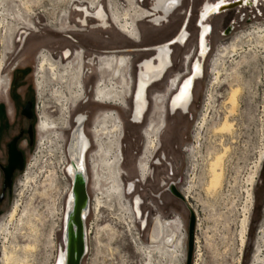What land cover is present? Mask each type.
I'll use <instances>...</instances> for the list:
<instances>
[{
    "label": "rangeland",
    "instance_id": "1",
    "mask_svg": "<svg viewBox=\"0 0 264 264\" xmlns=\"http://www.w3.org/2000/svg\"><path fill=\"white\" fill-rule=\"evenodd\" d=\"M205 1L181 0L180 6L169 15L168 21L160 26L139 21L137 29L140 42L134 43L135 40L127 38L113 27L104 30L80 27L84 15L78 11L88 4L92 6L91 0H0V98L6 89L2 88L3 79L7 84L9 79L12 83L17 76L16 71L22 70L23 77L17 80L16 89L28 87V97L33 102L35 113L33 143L26 150L24 165L15 176L11 194L0 217V260L5 250L17 260L11 264H53L60 244L61 231L58 229L66 180L59 172L54 174L52 170L54 168L56 171L55 166L59 165V146L63 141L66 143L71 123L69 119V128H64V115L60 110L67 99H56L53 91L66 86L67 92L71 94L77 89V83L72 79L61 83L47 73L40 89L36 87V82L39 80L37 68L40 54L58 57L65 49L73 52L72 58L76 52H81L82 57L86 58L83 71H90V74L83 76L85 94L73 112L75 115H84L83 128L87 136L92 139L93 126L102 124L103 117L100 116L112 112L106 110L116 111L123 120V135L117 145L123 157L119 167L121 180L118 181L120 187V181L125 185L123 199L122 187L121 197L115 195L107 199L114 184L101 164L107 150L97 155L98 148L93 145L85 157L87 179L82 185L89 212L83 223L87 251L80 264L142 263L143 256L133 252L129 235L124 231L125 225L120 223L125 214L118 204L122 202L124 205V201L133 195L140 196L141 211L147 212V221L154 213H159L164 219L171 215L177 216L184 223L185 231L188 215L185 206L187 204L194 208L197 217L193 233L197 237L196 264H253L256 256L264 260V0H257V5L252 6L238 7L235 4L208 20L212 32L205 39L208 50L201 62L202 73L193 81L189 112L184 115L165 114L166 128L159 137L165 161L160 166H152L146 179L138 175L137 163L139 166L143 162L141 159L146 146V131L150 121H153V115L156 114L157 120L160 116L154 112L152 96L156 93L167 94L174 74H188V61L190 58L194 61L197 56L194 50L197 30L195 20ZM111 2L120 11L129 7L126 0H100L99 3L108 12V4ZM77 4L78 8H75ZM143 4L147 3L143 2L141 7ZM187 13L189 16L184 26L187 40L182 45L170 46L172 66L164 80L149 88L150 109L143 124L130 121V101L128 109H125L122 108L125 105L100 104L92 100L99 73L90 60L105 52L128 54L131 57L133 79L137 74L135 65L153 52H129V48L168 41L185 22ZM64 16L67 26L59 23ZM227 25H231L232 29L225 34L224 28ZM21 31L26 34H19ZM72 58L64 64L71 62ZM80 83L82 86L81 76ZM119 84L116 82L115 85ZM235 88H239L237 111L233 117L235 131L231 137H216L213 126L223 120L229 107L227 99L231 89ZM70 99V102L74 101L77 96ZM45 109L49 116L61 123L57 131L61 140H54L56 144L44 143L36 130L39 116ZM220 139L230 147L223 159L221 186L212 193L206 191L209 157L214 150L219 149ZM101 140H105L103 134L98 137V141ZM159 155L155 153V158ZM89 158L92 181L88 169ZM258 162L260 167L255 170ZM252 174L255 175L252 177ZM249 179L254 184L250 185ZM170 181L176 182V188L186 193L187 199L184 202L169 192L167 185ZM131 184H135V190L127 196L126 189ZM97 198H103L104 203L95 213L92 212V205ZM135 202H139L138 197ZM15 206L17 213L10 219L9 213ZM244 216L248 224L241 245ZM145 234L146 231L141 235L143 244L146 243ZM148 235L149 231L147 240ZM185 246L186 237L181 247L184 252ZM150 264L176 263L168 258L152 256Z\"/></svg>",
    "mask_w": 264,
    "mask_h": 264
},
{
    "label": "flooded vegetation",
    "instance_id": "2",
    "mask_svg": "<svg viewBox=\"0 0 264 264\" xmlns=\"http://www.w3.org/2000/svg\"><path fill=\"white\" fill-rule=\"evenodd\" d=\"M112 1V0H110ZM128 3V9L120 11L116 4L112 3L108 4V12L102 8V5L100 0H95L90 6H86L85 8H80L78 12L82 13L84 15V18L80 21V27H86L92 30H104L108 28H115L118 32L123 34L124 36H127V38L131 40H137L139 38V29L138 28V22L139 21H145L147 23H150L154 26H160L163 23L168 21L169 15L176 10L180 4L181 0H126ZM109 2V0H108ZM143 2H146V5H141ZM149 2V3H148ZM230 2V0H206L204 3L201 4V7L199 9V12L197 13L195 24H196V54L199 53V50L203 47H207L206 38L209 35V33L212 32V28L210 24L208 23V20L213 17L221 14L219 13H211L212 8L219 4H227ZM240 3H246V5L242 6H252L253 4L257 5V0H238ZM238 6V7H242ZM75 8H78V4L75 6ZM94 10V11H92ZM133 11L135 13H133ZM185 14V12H183ZM189 13H187L186 22L188 20ZM62 26H67L68 22L65 18V16L60 20L59 22ZM33 29V25L30 24ZM182 25V24H181ZM73 30H76L75 27H73ZM26 32L21 31L19 34H23ZM175 35L168 39V41H163L159 44H153L149 47H164L167 45H164L165 43L172 41L174 39ZM186 37V33H180L179 36L175 38L173 42L169 44V50L171 45L176 44L178 41L182 42ZM157 47V48H159ZM156 48V47H155ZM155 48L150 49H140L137 48L136 50H132L133 52H145V51H151L154 53H151L150 57H153L152 59H149L150 57L146 58L145 61L142 64V70L144 67V72L142 71L143 76L148 77L152 80V83H157L165 78L166 70L162 74V70L164 67V58L162 54L158 56V51H155ZM106 54L98 55L95 57V59H92L93 66H96V71L99 73V79L95 84L94 90H93V99H94V91L96 93V98L98 99V103L100 104H107V105H116V106H124L128 109V104L130 101L132 111H133V97L136 90V83H137V74L133 77V87L131 90V96L128 99L129 96V88H128V77L132 79V73H127L126 70L129 71V65L127 63V57L126 54H118L116 51L114 52H105ZM73 52L69 49L63 50V52L58 57H52L49 54L41 53L39 56L38 61V75L39 80H37L36 85L37 88H41L45 73L49 74L50 77L54 80H58L61 83H66L68 80L76 81L77 83V93L78 98L74 101H71L69 103L68 112L71 109V107L76 106V104L79 102V100L84 96L85 94V88H84V82L82 80L83 78V68H84V62L85 57H82L81 52H76L74 58H72ZM158 56V57H157ZM198 56V54H197ZM65 57V59H64ZM70 58L73 60L67 64H64V62L68 61ZM189 56L186 57L188 59ZM171 59V58H170ZM191 59V60H190ZM189 59V67H188V74L186 76L181 75L179 73L174 74L172 76V79L170 80V87L167 90V94H161L158 93L157 95H161L160 100L157 102V99L155 101V107L154 112H157L160 116L157 120L156 114L153 115V121H150V125L148 126V130L146 131V146L145 150H143V162L138 166L137 163V169H138V175L140 178H145L148 176L149 172L152 169V166H160L163 164V161H165V155L161 151V142H160V134L164 131L166 128V121H165V114L173 115L176 113H180L182 115L188 114L189 107L186 109L187 111L183 112L181 110H175L172 112L170 110V100L172 97L178 92L180 86L182 85L183 81L191 75L192 67L194 64V61H192L193 58ZM200 61V59H199ZM89 64L90 62L87 61ZM83 64V67H82ZM73 66H78L76 69ZM55 73L53 75L52 73ZM23 71L18 70L16 71V77L14 80L10 81L7 84L4 79L2 84V88L6 87L4 90V93L2 97L0 98V217L1 213L3 212V207L8 201L12 190V186L15 176L20 171L24 165L25 162V156H26V150L29 149V147L33 143V134L35 133V116H34V107L32 100L28 97L29 89L28 87H23L21 89H16L17 80L21 79L23 77ZM162 74V75H161ZM53 76H56L54 78ZM80 76L82 80V86L80 83ZM64 77L65 80H61V78ZM102 79V81H100ZM169 79V78H168ZM154 81V82H153ZM117 83H120L119 85H115ZM177 82V83H176ZM151 85V84H150ZM176 85V87H175ZM66 87V86H64ZM175 87V89H173ZM62 90V88H60ZM148 89V88H147ZM83 91V94H82ZM54 93V91H53ZM187 87L184 86L181 89L180 96H182V102L183 105H187L189 101V97L187 96ZM154 96V95H153ZM152 96V97H153ZM146 98L148 101L147 110L146 112L149 113L150 109V102L147 97V91H146ZM92 99V100H93ZM96 101V100H94ZM162 101H164L162 105ZM159 103H161L159 105ZM191 104V103H190ZM78 106V105H77ZM76 106V108H77ZM75 108V109H76ZM111 111V110H106ZM131 111V112H132ZM145 112V113H146ZM110 112H106L100 117H103L105 114H109ZM145 113L143 114V119L141 123H134L131 121V117L129 118L130 121L134 124H143L145 119ZM147 113V114H148ZM119 116V115H118ZM118 120L120 122V134L122 129V123L123 120L118 117ZM49 119L51 116H49L47 110H43L40 122L37 123V130L39 134L41 135V140H44V143L48 144V138L50 135V131L47 130L43 125H41V120ZM120 118V119H119ZM110 126V125H109ZM119 138V137H118ZM118 138L111 139L113 147L115 145H118ZM13 145V147L16 149L17 153L19 154V157L16 164H14L11 168L9 166V152H10V146ZM118 150V149H117ZM160 153L159 157L155 158L153 157V153ZM162 152V153H161ZM114 155L110 154L109 158L112 159ZM116 165L119 170V158L115 156ZM19 161V162H18ZM9 173L6 176V173ZM106 172V170H105ZM106 175L109 177H112L111 175L106 172ZM121 172L119 174L120 178ZM121 187H122V199H123V188L125 192V185L123 186L122 181ZM174 183V181H170L169 183ZM168 183V184H169ZM176 187V186H175ZM168 188V185H167ZM178 189V188H177ZM129 190L133 192V184L129 186ZM180 193L183 195L184 200L187 199L186 193L184 194L183 191L180 189ZM112 197V196H110ZM109 197V198H110ZM121 197V195H120ZM107 198V199H109ZM142 204V201L140 202V206ZM88 205V202H87ZM189 206V205H188ZM95 208V204H94ZM141 209V208H140ZM147 217L148 214L145 212ZM88 215V211L85 213V218ZM170 217H174L171 215ZM172 222L165 221L164 219H161L160 217L156 218L153 223L151 224V227L149 230L152 229V232L148 235L149 243H159V244H171L175 237L176 232L179 229L180 221L173 219ZM84 223V222H83ZM82 223V225H83ZM183 223V222H182ZM85 225H83V228ZM1 232V228H0ZM85 252L81 253V257L79 260V264L81 261L82 256Z\"/></svg>",
    "mask_w": 264,
    "mask_h": 264
},
{
    "label": "bare ground",
    "instance_id": "3",
    "mask_svg": "<svg viewBox=\"0 0 264 264\" xmlns=\"http://www.w3.org/2000/svg\"><path fill=\"white\" fill-rule=\"evenodd\" d=\"M93 2H94V0H91L92 4H93ZM242 5H246V3L238 2V6H242ZM225 8H226V4H219V5H216L215 7H213L212 11H210V12L211 13H214V12L219 13V12H222V10H224ZM185 25H186V21L180 26V28H179L178 32L176 33L174 39L172 41H169V42L164 44L167 46H164V47L155 46L156 47L155 48L154 46L149 47V46H142L140 44V45L134 46L133 48H129V52H133L132 50H136L137 48H140V49L155 48L154 50L158 51V56L160 54H162V56L164 58V67L162 70V74L165 70L167 73L169 68H171V66H172V62H171L170 55H169L171 50H169V48H168L169 44L171 42H173L175 40V38L177 36H179V34L182 32L186 33V37L184 40H182V42L178 41L176 44L182 45L186 42L187 32H186L185 27H184ZM262 31H263L262 37L264 38V30H262ZM139 42H140V39L138 38L137 40H135L134 43H139ZM157 47H159V48H157ZM194 50L196 53V43L194 46ZM207 50H208V48H206V47H203L199 50V53H197L198 56H196V59L194 60L191 75L183 81L178 92L170 100L169 106H170V110L172 112H174L175 110H181L183 112L187 111L186 109L189 107V105L191 103L192 87H193V83H194L193 81L196 78H198L202 73V67H201L202 63L201 62H202L203 58L206 56ZM104 54H106V53H104ZM126 57H127V63L129 65V73L131 74V72H132L131 60H130L131 57H129L128 54H126ZM146 58H148V57H146ZM146 58H141L138 61V63L135 65L136 71L138 74H137L136 90H135L134 97H133V111H132V118H131V121L134 123H141V121L143 119V114L146 112L147 105H148V101L146 98V91H147V97H148L149 96V94H148L149 88L152 85L156 84V83H152V80L150 78L141 75L142 71L144 72V67H143V70L141 69L142 64ZM152 58H154V56L150 57L149 59H152ZM64 59H65V57H64ZM199 59H200V61H199ZM82 67H83V64H82ZM85 71H84L83 76L86 74H90V71L88 69ZM52 74L55 75L54 72ZM53 77L56 78V76H53ZM61 80H65V78L62 77ZM82 80H83V78H82ZM66 82H68V81H66ZM184 86L187 87V92H188L187 96L189 97V101H188V104L186 106L183 105L182 96H180L181 89ZM36 87H37V85H36ZM132 87H133V79H131V77L130 78L128 77V88H129V90ZM175 87H176V85H175ZM175 87L173 89H175ZM60 88H62V87H59L57 90H55L53 95L55 96L56 99L57 98L60 99V97H62L64 100L67 99L64 101V105L60 111H61L62 116L64 115L63 116L64 128L68 129L69 128L70 115L74 112V109L76 108L78 103L81 101V99L76 104V106H74V108L70 111V114H69L68 108H69V103L71 100L70 98L73 96H77V98H78L77 90H75V92H71V94H70L67 92L66 87H64V89L62 88V90ZM95 89H96V87H95ZM238 93H239V88L231 89V92H230L229 97L227 99L228 100L227 104L229 105V107H228L227 111L225 110L226 114L224 113L225 116L220 123L215 124L213 126V134L216 137L219 136L221 138H225L227 136L231 137L233 135V132L235 131L234 130L235 119H233V117L237 111L236 107H237V101H238V99H237ZM82 94H83V92H82ZM94 94L95 95H94L93 100H96V102H98V99L96 98L95 91H94ZM130 96H131V90L129 92L128 99ZM160 96L161 95H157V93H156L152 97V100H153L152 102L154 105H155L156 99L158 102L160 100V98H162ZM148 100H149V98H148ZM61 103H63V102H61ZM161 103L163 105L164 101H162ZM161 103H159V105ZM130 107H131V104H129V108ZM122 108H125V107H122ZM111 111L114 113L111 112V113L105 114L103 116V118L101 120L102 124H100L99 126L96 125L97 127L93 126L92 134H93L94 139H93V137H92V139H90L84 131V128H83L85 126L84 115L83 114H78V115L74 114V116L72 118L71 129L68 133L66 143H65V141H63L61 146L58 145L60 148L59 149L60 151L58 153V156L60 154L59 165L57 164V166H55L57 168V169L55 168L56 171L54 170V168L52 166V168H53L52 171L54 174H55V172H59V175L62 176V178H64L66 180L65 181L66 182L65 183L66 189H65L64 197H63L64 201H63L62 207H61V219H60V225H59V229H58L59 231H61V240H60V244H59L57 253L55 255V259H54L53 264H69L70 255H71V258L73 261V257L75 254L74 252L76 251V248L79 245V242H81V250H82L81 252L87 251V245H86V241L84 238L85 237V229L83 228L82 223L85 220L84 216H85L86 211L89 210V206L87 205V200H86L85 196H84L85 199L82 202L78 201V185L83 184V182H85V180L87 179V171L85 169L86 168L85 157H86L87 153L91 150L90 148L93 145H96V147L98 148L97 149V151H98L97 155H99L100 153L105 151L104 149L107 150V151H105L106 157L101 160V164H102V167L104 168L103 169L104 172L106 170V172H108V174L112 176L110 178L114 183L113 186L109 190V194L107 195V198H109L110 196L121 195V187H120L119 182H118L120 173H119V170H118L117 165H116L115 156H117V158H119V167H120V163L123 162V157H121V154H119V151L117 150V145H115L113 147L111 139H113V138L117 139L119 137L118 138V140H119L121 135H123V133L121 130V134H120L121 125H120L118 118L116 117V115L118 116V114L114 110H111ZM147 113L148 112H146L144 115L145 118L147 116ZM67 114H69V117ZM61 119H62V117H61ZM39 122H40V116H39L38 124H39ZM58 124L61 125V123H57V121L54 120L52 117L49 119L42 118L41 125H43L47 130H49L50 136L53 137V139H51L50 137L48 138V144H50V142H53V143L55 142V144H56L57 140H61V135L57 134V131L59 130ZM263 125H264V122H263ZM100 134H103L105 136V140L98 141V137ZM54 140H56V141H54ZM229 147H227V145L224 144L223 141L221 140L219 143V149L214 150L213 154H211L209 157L210 158L209 164H208L209 181H208V184L206 186V191H208V192H210V191L215 192L219 189V186H221L220 182L222 179L221 175H222V170H223V161H224L223 159L226 156L227 152L229 151ZM10 148L11 149L9 152V166L11 168L9 169V171H11V169L13 168L12 166L14 164H16V162L18 160L17 157H19V154L17 153V151L13 147V145H11ZM56 149H57V147H56ZM121 150H122V145H121ZM155 153L156 152L153 153V157L155 156ZM110 154L114 155L112 159L109 158ZM141 157H142V154L139 157V159ZM156 160H157V158H156ZM88 161H89L88 162V166H89L88 169H89V173H90V181H92V175H91V169H90L91 168L90 167V158L88 159ZM258 166H259V162L256 165L255 170H257ZM93 172L94 171L92 170V173ZM9 173L7 172L6 176ZM253 175H255V174H252V177H253ZM146 178H147V176L145 177V179ZM251 179H249L250 185L254 184V183H252L253 179L252 180ZM249 188H251V187H249ZM134 190H135V184L133 186L132 191L134 192ZM133 192H131L129 190V187H127L125 195L130 196L129 194H132ZM132 197H134V198L132 199ZM132 197L129 200H125L124 205L122 202H119V204H118L119 209H121L123 214H125V216L122 217V220L120 223H123L125 225L124 231L126 232L127 235H129V240H131L130 238L131 237L133 238V236H134L133 235L134 233L132 232L131 227L133 228L135 223H136L135 221H137L138 217H139L138 220H141L142 215H143L141 212V209H140L141 208L140 202L142 201L140 196L139 195H133ZM136 197L139 198L138 203L135 202ZM249 198H251V197H249ZM103 203H104L103 198H97L95 200V208H94V204L92 205V212L96 213L98 210H100V208L103 207L102 206ZM190 207L195 212L194 208L192 206H190ZM15 213H17V207L16 206L14 208H12L11 212L9 213L10 219L14 218V216L16 215ZM156 217H160L161 219H164L160 216L159 213H154V215L151 216L148 221H147V217H146L145 221H143L145 223V228H146V234H145L146 243L145 244L140 243V245H138V247H136V250L143 256V261L140 264H150L152 256H159L161 258H168L172 263L183 264L182 261L184 260L185 252H184V249L181 247H182L183 240L186 237V231L184 228V223H182V221H180V219L177 216L164 219L165 221H168V222H172L171 220H173V219L180 221L179 229L176 232V237H175L174 241L171 244H163V245L159 244V243L151 244L147 240V234H148V231H149V234L152 232L153 227L151 230H149V229L151 227V224L153 223L152 221H154ZM245 217L246 216H244V218ZM247 224H248L247 218L243 219L242 220V226H241V230H242V232H241L242 237L240 239L241 245H243V243H244L243 233L245 234ZM193 243H194V246L192 248L195 251L193 254L194 259L191 261L192 262L191 264H196V260L198 258L197 257L198 252H197V248H196L197 247V237L195 234L193 237ZM193 249H192V251H193ZM258 251H255V252H258ZM1 256H2V259L0 260L1 264H11L12 262L17 261V260H15V258L12 255H9L8 253H6L5 250L3 251V254ZM263 261L264 260H262V258L260 259V256H256L255 260L253 261V264H258L260 262L262 263Z\"/></svg>",
    "mask_w": 264,
    "mask_h": 264
},
{
    "label": "water",
    "instance_id": "4",
    "mask_svg": "<svg viewBox=\"0 0 264 264\" xmlns=\"http://www.w3.org/2000/svg\"><path fill=\"white\" fill-rule=\"evenodd\" d=\"M238 5V0H233L228 2V4H226V8L233 6V5ZM232 29L231 25H227L224 28V33H228L230 30ZM168 190L169 192L176 198H178L180 201L184 202V197L183 195L180 193V191L175 187L174 183H169L168 184ZM85 193H84V189H83V185L79 184L78 185V201L82 202L85 199ZM186 209L188 211V215H187V221H186V246L185 248V257H184V261L183 264H191V258H192V247H193V237H194V211L191 209L190 206H188L186 204ZM81 242H79V245L76 248V251L74 252V257H73V261L70 255V259H69V264H79V260L81 257Z\"/></svg>",
    "mask_w": 264,
    "mask_h": 264
},
{
    "label": "built area",
    "instance_id": "5",
    "mask_svg": "<svg viewBox=\"0 0 264 264\" xmlns=\"http://www.w3.org/2000/svg\"><path fill=\"white\" fill-rule=\"evenodd\" d=\"M142 214H143L142 215V219L138 220L139 219V217H138L137 221H135L136 223H135L134 227L133 228L131 227L132 232L134 233L133 234L134 236H133V238L132 237L130 238L131 239L130 243H131V247H132L134 253H139L136 250V247H138V245H140V243H142V236L141 235L143 234L144 231H146L145 223L143 221H145L147 215H146L145 212H142ZM196 219H197L196 213L194 212V219H193L194 220V231H195V228H196V225H197ZM193 246H194V243H193ZM194 251L195 250L193 249L191 261L194 259L193 258ZM137 264H140V263H137Z\"/></svg>",
    "mask_w": 264,
    "mask_h": 264
},
{
    "label": "trees",
    "instance_id": "6",
    "mask_svg": "<svg viewBox=\"0 0 264 264\" xmlns=\"http://www.w3.org/2000/svg\"><path fill=\"white\" fill-rule=\"evenodd\" d=\"M119 115V114H118ZM73 116H74V114L72 113L71 115H70V123L72 124V118H73ZM120 116V115H119ZM121 118V117H120ZM122 119V118H121ZM67 139V138H66Z\"/></svg>",
    "mask_w": 264,
    "mask_h": 264
}]
</instances>
